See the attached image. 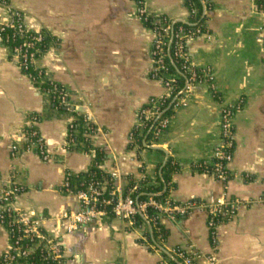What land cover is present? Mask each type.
Segmentation results:
<instances>
[{
    "label": "crops",
    "instance_id": "obj_1",
    "mask_svg": "<svg viewBox=\"0 0 264 264\" xmlns=\"http://www.w3.org/2000/svg\"><path fill=\"white\" fill-rule=\"evenodd\" d=\"M24 12L31 28L45 30L56 45L39 60L55 83L68 91L75 109L87 113L97 128L93 151L105 159L100 169L117 173L115 187L123 195L127 177L140 180L142 172L154 178L167 163L165 148L181 168L172 176L169 197L175 201L218 199L224 193L243 202L237 216L217 229L214 245L207 215L193 212L162 226L168 237L161 250L175 248L195 254L197 264H264V16L254 0H211L207 15L209 35L188 44L192 64L215 75V93L196 87L189 107L176 112L165 139L154 148L130 151L128 136L137 112L151 99L164 94L159 81L150 78L152 34L138 19L133 0H8ZM150 13L173 20L189 18L183 0H143ZM8 15L0 10V18ZM244 101L235 114V149L228 166L231 178L220 182L193 172L191 165L211 160L220 143L223 105ZM38 117L37 129L52 161L34 153L11 156L14 144L22 147L19 130L30 116ZM72 115L53 109L49 99L9 59L0 42V178L8 183L17 176L24 191L22 208L52 230L63 212H79L74 196L62 193L65 172H88L95 155L82 147L64 148ZM250 202L253 204L250 205ZM143 232L117 219L90 223L74 235L63 237L67 264H168L163 252H152L141 243ZM9 247V236L0 223V257ZM166 256V255H165ZM11 264H28L17 260Z\"/></svg>",
    "mask_w": 264,
    "mask_h": 264
},
{
    "label": "built area",
    "instance_id": "obj_2",
    "mask_svg": "<svg viewBox=\"0 0 264 264\" xmlns=\"http://www.w3.org/2000/svg\"><path fill=\"white\" fill-rule=\"evenodd\" d=\"M136 4L138 19L144 24L149 23L150 27L145 28L152 34L153 41L150 47L151 71L150 78L159 81L164 94L159 98L151 99L144 107L137 112V122L134 129L129 133L128 143L130 151H140V146L135 141V132L150 127L151 137L143 141V145L150 148L157 147L166 137L171 124V117L178 111L189 107L196 87H209L215 93V75L209 68H197L192 64L188 44L199 37H207V15L212 10L211 0H202V13L195 30L184 32L182 28L173 33V26L176 23L190 25V17L197 16L198 10L192 8L188 10L189 18L173 20L168 18L161 20L158 14L150 13L143 0H133ZM184 1V0H183ZM256 11L264 16V10L257 8V0H254ZM0 10L8 13L5 18H0V42L6 47L9 59L14 62L21 72L29 78L35 85L37 78L54 83L49 78L47 72L39 66V60L47 53L57 41L45 30L31 28L28 24L24 12L13 8L8 0H0ZM204 20V21H203ZM262 43L264 48V26L261 29ZM173 50V57L179 62L180 76L185 80L184 86L179 88L180 76L172 73L166 56ZM37 72V78L30 74V70ZM38 88V87H37ZM41 91V89L39 88ZM50 101V95L44 94ZM61 105L68 110L74 107L68 91L59 94ZM244 108V101L238 100L235 104L223 105L220 112V143L215 149L213 158L219 161L218 166L211 173L204 175L226 183L231 178L228 166L233 160L235 149V128L233 118L235 114ZM84 130L75 128V117L72 115L68 126L64 150L71 152L78 150L81 146L75 136L81 134L86 140H91L97 133V128L93 124L87 113H82ZM38 117L32 115L27 123L19 130L18 139L22 140V147L14 144L11 148V156L14 158L23 153H34L43 162L52 161V155L48 152L45 140L37 129ZM76 129V130H75ZM82 132V133H81ZM230 150V151H229ZM94 156L93 149L90 151ZM167 159L171 158L169 148H165ZM172 164H176L172 159ZM78 174L66 171L62 193L74 196L80 205L79 212H63L55 221L52 230L45 228L44 222L34 216L31 212L25 211L19 203V197L24 188L14 174L8 183H3L0 178V223L5 228L9 236V247L5 254L0 257V264H11L17 260H25L34 255L40 256L45 264H67L63 248V237L74 235L83 231L90 223L102 222L108 219L121 220L132 230L144 232V229L133 228V218L137 215L144 216L147 221L146 210L153 208L159 212L155 219L161 224L164 219L176 222L187 217L193 212H203L207 215V228L211 241L217 244V229L220 225L232 221L244 206L238 199L229 197L224 193L218 199L209 201L188 200L175 202L170 197L163 204L152 199L145 202H137L132 197L137 187H134L130 194L124 197L119 194L116 187L110 195L113 199H103L107 192L108 182L91 183L85 189L84 184L77 186L76 192L72 191L70 179L76 178ZM111 179L116 183L119 179L117 173L110 174ZM147 175L142 173L141 179ZM173 182H171V185ZM170 185V186H171ZM165 191V190H164ZM172 191V190H171ZM170 191V192H171ZM160 192L158 195H161ZM256 203H264V197ZM253 203L250 202V205ZM110 210H106L107 207ZM102 208V209H100ZM162 225V224H161ZM143 237H139L142 239ZM162 245L146 246L155 253H161ZM173 259H178L181 264H197L196 255L189 253L185 249L175 248L169 252ZM171 264V263H168ZM207 264H215L214 257L207 260Z\"/></svg>",
    "mask_w": 264,
    "mask_h": 264
},
{
    "label": "trees",
    "instance_id": "obj_3",
    "mask_svg": "<svg viewBox=\"0 0 264 264\" xmlns=\"http://www.w3.org/2000/svg\"><path fill=\"white\" fill-rule=\"evenodd\" d=\"M202 0H184V6L187 10H191L192 8H196L198 10L197 16L190 17V25H182L180 23H176L173 26V33L175 34L179 28H182L183 31L186 33L190 30H195L198 26L195 24L198 23L200 20V15L202 13ZM257 8L259 10H264V0H257ZM160 19L166 20L168 19L167 16L161 15ZM204 21V20H203ZM146 27H150L149 23L145 24ZM166 62L170 66V70L172 73L178 74L180 76V69H179V62L174 59L173 57V50L169 53V55L166 56ZM30 74L37 78V72L34 70H30ZM184 78L180 76L179 81V88H182L184 86ZM35 87H38L41 89L43 94L50 95V103L54 110H56L59 113H69L73 115L76 119L75 121V128L79 130H84V121L82 118V113L78 112L75 108L72 110H68L65 108V106L61 105V100L59 98V94L62 91H66V88L63 86L53 83L49 81H45L44 78L40 80L37 78L35 82ZM76 130V129H75ZM82 133V132H81ZM151 137L150 127L143 129V130H137L135 132V141L140 146V151L147 150V148L143 145V141L147 138ZM75 139L78 141L79 145L87 150V152H90L93 148L91 145V142L89 140H86L81 134L78 136H75ZM230 151V150H229ZM231 151L234 152V149ZM95 159L93 160V165L91 169L83 174H79L76 178L70 179V184L72 191L76 192L77 186L84 184L85 187L82 189H85L88 187L91 183H98V182H108L107 186V192L103 195V199H113V197L110 195V193L113 191L115 187L114 180L111 179L110 174H107L103 172L100 169V165L102 161L105 159L104 154L96 150L95 151ZM172 159H169L165 166L162 168V172L159 173L157 170L155 172L154 178L146 176L144 180H136L132 176L127 177L128 186L126 187L125 191L123 192V196L126 197L130 194V192L133 190L134 187H137L136 192L132 194V197L137 202H145L150 199L157 201L161 204L166 202V200L169 197L170 191L174 189L175 185L172 184V176L174 174H178L181 171V168L178 163L175 165L172 164ZM219 161L215 158H212L211 160H203L197 163H194L191 165V169L193 172L199 173V174H209L213 172V170L218 166ZM140 171L144 173V169L141 167ZM171 185V186H170ZM165 190V191H164ZM160 192H163L161 195H158ZM110 206L106 208V210H110ZM102 209V208H100ZM159 212L153 208H148L146 210V215L148 220L146 221L144 216L137 215L133 218V228L135 229H144L143 232V238L141 239V243L143 244H151V245H162L160 240H163L166 242L168 237V231L157 221V225H154L156 223V218L158 217ZM164 257H167L163 255ZM28 264H45L44 261L40 258L38 255H34L28 259ZM171 264H181V261L176 259H171Z\"/></svg>",
    "mask_w": 264,
    "mask_h": 264
},
{
    "label": "water",
    "instance_id": "obj_4",
    "mask_svg": "<svg viewBox=\"0 0 264 264\" xmlns=\"http://www.w3.org/2000/svg\"><path fill=\"white\" fill-rule=\"evenodd\" d=\"M166 256H168L169 258H171V259H173L170 255H169V253L168 252H166L165 250H161ZM174 260V259H173Z\"/></svg>",
    "mask_w": 264,
    "mask_h": 264
}]
</instances>
